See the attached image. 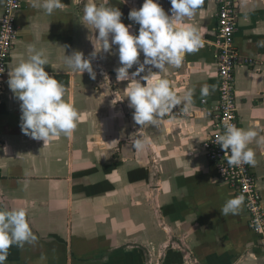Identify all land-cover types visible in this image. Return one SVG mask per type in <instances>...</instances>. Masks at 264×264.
<instances>
[{"label": "crops", "instance_id": "1", "mask_svg": "<svg viewBox=\"0 0 264 264\" xmlns=\"http://www.w3.org/2000/svg\"><path fill=\"white\" fill-rule=\"evenodd\" d=\"M20 1L0 96V210L25 208L37 239L12 245L6 264H264V231L253 227L243 202L238 213H221L236 191L205 153L213 128L203 108L219 99L217 1L203 0L179 25L194 26L202 47L180 67L152 68L178 97L192 91L190 115L167 114L143 127L133 120L128 81L116 79L118 45L92 57L98 33L82 18L90 2L119 8L122 22L138 34L128 15L144 0H62L51 15ZM157 2L171 15V0ZM236 7L235 45L253 62L235 69L237 110L241 128L258 133L249 147L264 206V143H258L264 138V0H237ZM32 48L43 50L45 70L65 86L64 99L79 114L71 137L61 134L46 146L22 132L21 102L8 85L9 71ZM74 51L92 59L95 79L68 66L66 56ZM205 84L207 96L201 95ZM137 138L149 141L142 151L133 147Z\"/></svg>", "mask_w": 264, "mask_h": 264}, {"label": "clouds", "instance_id": "2", "mask_svg": "<svg viewBox=\"0 0 264 264\" xmlns=\"http://www.w3.org/2000/svg\"><path fill=\"white\" fill-rule=\"evenodd\" d=\"M203 0H171L169 15L157 0H144L142 7L129 12L128 19L139 25L138 34L130 31L132 25L122 22L119 8L97 5L90 2L84 7L85 26L95 28L99 50L94 44L91 54L111 53L113 45H118L120 67L114 69L117 81H128L126 87L129 107L134 109L133 120L142 127L145 124L156 125L170 110L177 106L187 112L193 102V93L188 91L183 98L171 89L166 78H156L152 68L159 72L167 66L180 67L185 56L202 47V38L194 26H179L185 18H191L201 6ZM33 8H43L51 15L63 7L62 0H31ZM264 45V42H260ZM32 54L9 71L8 85L15 97L21 102V130L35 140L44 141L45 146L53 137L63 134L71 137L77 127L79 114L68 103L65 86L45 70L48 59L43 50L30 49ZM143 53L144 60L140 61ZM68 66L75 72H87L96 78L92 59L85 58L81 51L66 56ZM135 71L130 73V69ZM150 66V67H148ZM148 67V75L142 76ZM158 72V73H159ZM140 77V79H137ZM143 81V82H142ZM209 94V85L201 87V95ZM258 133L252 128H238L227 124L218 144L226 153H230L229 166L254 164L255 153L249 145L257 139ZM149 141L137 138L133 142L136 150H144ZM258 143H264L261 138ZM243 196L226 201L221 213L225 216L236 214L240 210ZM36 236L27 220L25 208L0 210V264H6L12 245L23 247L33 243ZM254 257V254H253Z\"/></svg>", "mask_w": 264, "mask_h": 264}, {"label": "built area", "instance_id": "3", "mask_svg": "<svg viewBox=\"0 0 264 264\" xmlns=\"http://www.w3.org/2000/svg\"><path fill=\"white\" fill-rule=\"evenodd\" d=\"M218 5L217 59L219 84L217 103L204 107V114L211 119L213 131L205 141V153L215 165L222 180L229 183L236 191V197L243 196V203L250 213L253 227L258 232L264 231L263 197L259 189L252 164L229 166L230 153L218 144V137L223 134L225 125L232 124L241 128L236 100L235 69L241 64L253 63L251 58L243 57L235 45L237 30V0H216ZM21 8L20 0H6L4 12L0 18V96L4 77L8 72V62L14 42L18 36L17 13ZM203 103L207 99L202 100ZM175 116L190 115V112L170 110ZM2 141L0 139V146Z\"/></svg>", "mask_w": 264, "mask_h": 264}]
</instances>
